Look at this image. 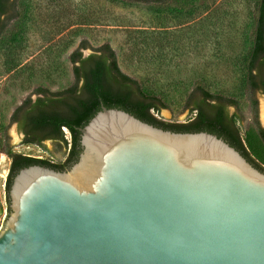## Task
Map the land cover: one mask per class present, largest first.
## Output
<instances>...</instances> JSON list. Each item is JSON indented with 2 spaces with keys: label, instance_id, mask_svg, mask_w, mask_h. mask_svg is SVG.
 I'll return each mask as SVG.
<instances>
[{
  "label": "water",
  "instance_id": "water-1",
  "mask_svg": "<svg viewBox=\"0 0 264 264\" xmlns=\"http://www.w3.org/2000/svg\"><path fill=\"white\" fill-rule=\"evenodd\" d=\"M79 144L12 178L0 264H264V173L222 139L103 107Z\"/></svg>",
  "mask_w": 264,
  "mask_h": 264
},
{
  "label": "rangeland",
  "instance_id": "rangeland-1",
  "mask_svg": "<svg viewBox=\"0 0 264 264\" xmlns=\"http://www.w3.org/2000/svg\"><path fill=\"white\" fill-rule=\"evenodd\" d=\"M193 2L178 14L118 0H15V18L0 37V144L5 134L13 152L64 162L66 149L50 141L40 148L24 146L9 118L25 98H35L36 88L56 92L73 83L69 56L81 44L84 57L108 44L120 70L166 105L159 113L151 111L158 120L187 123L192 115L184 108L185 98L201 84L237 102L241 139L256 123L264 127L263 97L249 94L245 85L253 0ZM9 165L1 154L0 228L8 215L1 184Z\"/></svg>",
  "mask_w": 264,
  "mask_h": 264
},
{
  "label": "trees",
  "instance_id": "trees-1",
  "mask_svg": "<svg viewBox=\"0 0 264 264\" xmlns=\"http://www.w3.org/2000/svg\"><path fill=\"white\" fill-rule=\"evenodd\" d=\"M118 1L152 5L159 10L178 14L187 12L194 3L193 0ZM7 3L8 0H0V37L6 29L8 21L15 18L14 13L5 15ZM14 5L15 0H12L10 8L13 9ZM252 23L251 41L249 52L244 60V69L247 92L253 95L257 89L255 85L257 80L264 85V0H253ZM85 49L86 46L81 44L69 56L74 77L70 86L56 92L43 87L36 88L33 91L34 104L31 105V96H28L15 108L9 118V123H14L17 113L26 109L24 116L32 130L24 135L22 142L24 146L40 148L44 147V141H51L55 145L67 149V141L61 130L66 128L70 134V148L64 162L53 164L48 159H36L26 154L13 152L8 143L4 141L5 134H3L0 155H6L10 161L5 181L8 213V190L12 178L17 172L33 165L63 171L66 170L65 167L74 164L81 151L80 129L103 107L122 110L144 123L163 130L175 133L206 132L215 135L238 151L254 168L264 173V138L260 134L257 123L241 139L238 130L225 123L224 115L220 110L210 116L208 110L202 111L195 105L190 110L197 109L198 115L189 123L175 124L158 120L151 114V111L159 113L161 109L166 108V105L159 97L144 91L135 79L120 70L116 55L108 44L95 48L92 54L83 57L82 50ZM196 92L202 94L204 101L223 99L231 105L237 106L234 99L210 93L201 84H196L186 96L184 108L190 107V101ZM262 132L264 133L263 130Z\"/></svg>",
  "mask_w": 264,
  "mask_h": 264
},
{
  "label": "flooded vegetation",
  "instance_id": "flooded-vegetation-1",
  "mask_svg": "<svg viewBox=\"0 0 264 264\" xmlns=\"http://www.w3.org/2000/svg\"><path fill=\"white\" fill-rule=\"evenodd\" d=\"M11 2H12V0H8V3L6 4L7 10H6L5 15H10L13 11V9L10 8ZM255 85L257 86V89H255L254 93H259L263 97V101H264V85H263V83L261 81L257 80ZM203 99L204 98H203L201 93L196 92L194 94V97L190 101V104H191L190 107L186 108L187 113L192 115V117L190 118V120H188L187 123L193 121L197 117L198 110L197 109L190 110L191 107H194L195 105H197V108L201 109L202 111L208 110L210 116L214 115L217 111L220 110L222 112V114L224 115L225 123L228 124L229 126H232L234 129H237L236 123L240 121L239 117L235 113L237 106L231 105L227 100H223V99H212L209 102L204 101ZM31 101H32L31 105H33L34 104V98H31ZM207 104H209V105H207ZM252 104H253V101H252ZM252 108H253V106H252ZM230 109H233L232 113L230 112ZM25 110L26 109L19 111L17 113V116H16V121L14 123H12V124H15L17 131L22 136L21 142H23L24 135L28 134L29 131L32 130L30 128L27 120L25 119V116H24V114L26 113ZM258 126H259V130H260V134H262V136L264 138V133L262 132V130L264 131V127L260 126L259 124H258ZM44 142H46V141H44ZM26 147H29V146H26ZM69 148L67 147L66 153L68 152ZM27 156L33 157L32 155H27ZM68 167H65V169H67Z\"/></svg>",
  "mask_w": 264,
  "mask_h": 264
},
{
  "label": "built area",
  "instance_id": "built-area-1",
  "mask_svg": "<svg viewBox=\"0 0 264 264\" xmlns=\"http://www.w3.org/2000/svg\"><path fill=\"white\" fill-rule=\"evenodd\" d=\"M62 131H63V133H64V138H65V140L67 141V147L69 148L70 147V134H69V132H68V130L66 129V128H62L61 129ZM32 158H36V159H44V158H41V157H35V156H33ZM48 161L50 162V163H53L50 159H48ZM53 164H55V163H53ZM5 177H3L2 178V188H4L5 187ZM6 211V210H5ZM6 217V214H4V216H3V220H4V218Z\"/></svg>",
  "mask_w": 264,
  "mask_h": 264
},
{
  "label": "bare ground",
  "instance_id": "bare-ground-1",
  "mask_svg": "<svg viewBox=\"0 0 264 264\" xmlns=\"http://www.w3.org/2000/svg\"><path fill=\"white\" fill-rule=\"evenodd\" d=\"M3 161V160H2Z\"/></svg>",
  "mask_w": 264,
  "mask_h": 264
}]
</instances>
